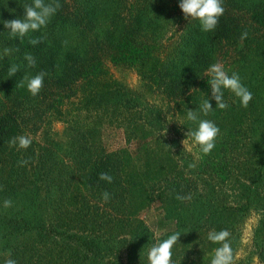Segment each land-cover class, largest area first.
I'll return each mask as SVG.
<instances>
[{
  "label": "trees",
  "instance_id": "1",
  "mask_svg": "<svg viewBox=\"0 0 264 264\" xmlns=\"http://www.w3.org/2000/svg\"><path fill=\"white\" fill-rule=\"evenodd\" d=\"M31 2L0 0V53L12 49L0 59V264L8 258L17 264H148L149 248L175 232L181 236L171 250V264H210L217 245L208 233L227 229L235 250L242 221L251 213L258 214L253 241L264 264V8L254 6L243 26L242 17L225 9L215 31L203 32L198 21L182 18L180 0H59L61 7L46 28L13 38L4 22L23 19L24 5ZM179 24L182 32L165 45ZM244 32L248 36L242 40ZM37 38L38 45L29 42ZM26 54L35 58V67H28ZM222 60L230 62L229 75L237 72L241 80L242 73L247 75L241 81L253 96L247 108L233 96L223 112L211 99L207 69ZM107 63L154 82L152 94L164 97L186 133L197 127L187 120V111L198 110L207 97L213 110L200 119L214 118L220 132L231 125L226 134H232L237 123L248 122L240 171L234 174L236 166L229 162L223 165L224 187L216 183L199 190L159 137L169 126L159 105L149 106L143 94L111 81ZM13 64L19 72L10 77ZM39 72L47 75L33 97L18 84ZM77 93L81 98L71 102L76 120L83 121L85 111L95 120L92 126L80 131L68 126L73 134L63 143L48 135L38 143L45 118L62 115L64 103ZM103 114L104 122L116 124L125 137L143 128L156 135L153 144H138L142 168L127 148L108 151L101 143ZM19 135L31 138L28 149L9 146ZM224 151L216 144L207 155L213 168ZM22 160L28 163L20 166ZM101 173L113 181L100 180ZM222 189H229L224 200L218 197ZM104 192L110 193L107 203ZM177 195L191 199L177 200ZM153 199L175 222V230L159 239L138 219ZM5 200L12 201L10 208L3 206ZM244 260L236 264H250Z\"/></svg>",
  "mask_w": 264,
  "mask_h": 264
},
{
  "label": "rangeland",
  "instance_id": "2",
  "mask_svg": "<svg viewBox=\"0 0 264 264\" xmlns=\"http://www.w3.org/2000/svg\"><path fill=\"white\" fill-rule=\"evenodd\" d=\"M223 5H225V9L231 14L242 17L243 21L240 23V26H243L244 20H248V23L250 22V11L254 6H261L264 8V0H223ZM181 13L183 14L182 11ZM182 18H185L184 14ZM256 28L257 27L254 29ZM182 29L183 25L180 27V24L175 27L174 31L168 34V39L164 44L168 46L173 44L174 39L182 32ZM260 29L264 30L263 27ZM253 33L254 31L251 30L249 35H252ZM221 63L224 65L226 71H230L229 67H231V65L228 60H226V62L222 60ZM105 70L108 72L107 77L110 78L111 81L113 80L124 87L125 91L128 90L132 94H143L142 101L144 100V103L149 106L153 104L159 105V108L162 110V116L165 118V120L162 119V121H167V123H169L168 127L165 126L164 129H162V133L159 134V137L162 135V139H164L167 146L172 149L174 158L181 162L180 167L184 168L185 173L190 174L195 186H197L199 190H209L210 187L216 183H220V187H224L222 177L225 176L227 168H223V165H227L229 162L236 166L234 174L240 171V168L246 159V155H244L246 152L244 144L247 143L246 136L249 131V128L247 127L248 122L242 124L237 123L232 134H226V131L231 125L227 126L224 131L220 132L216 139V144H218V147L225 148V151L219 157H216L217 165L213 168L207 155L202 154L199 147L194 145L190 137L188 138L187 133L180 130V123L178 122L179 117H177L175 110L173 109L172 111L168 109L167 101L164 100L162 95L159 94L158 96L157 94H152L150 88L155 87L154 82H152L147 76L138 74L135 70L120 69L109 63L105 65ZM206 76L207 79H209L208 74H206ZM241 76L242 80H246L247 75L242 73ZM225 93L227 94L224 95V99L228 104V108L226 109L228 110L230 108V102H233L235 98L231 92L225 91ZM80 98V93H77L76 96L64 103L65 105L62 109V115L52 113L45 118L44 123L35 138L38 143H44L47 135L49 138H52L59 143H63L69 140L73 134V131L70 130L68 126L74 128L75 131L78 129L80 131L86 127L87 124L92 126L95 120L94 118L88 119L89 116L84 113L85 111L80 114L83 121L76 120L78 117L75 112L76 105H73L75 103L71 102H76ZM169 108L171 109L172 107L170 106ZM226 110H223V112H226ZM105 117L104 114L100 117V119H102L101 121H103L101 123V143L108 151H115L122 147L127 148L132 155L133 163L137 167L142 168L143 159L140 158L142 146L140 147L138 144L141 142L142 145L143 140H145L147 144L151 145L156 140V135L152 134L148 129L143 128L134 135L125 137L122 129L117 128L116 124L110 126L109 123L107 124L106 121L104 122ZM209 118L213 117L210 116ZM215 121L216 120L213 118L212 122ZM233 122L235 123L236 121L233 120ZM133 136L135 137L132 138ZM186 139L187 142L184 147L183 141ZM220 158L225 160H220ZM189 164H195V168L190 169L188 167ZM229 185H231L230 182L227 186ZM228 190L225 191L222 189V191L219 192L218 197L220 200H224L225 194L228 193ZM163 210L162 203L157 199H153L149 206L138 214V219L149 229L153 239H159L166 233L175 230V222L167 218ZM257 223V213H251L243 219L240 229L241 233L238 236L239 240L234 250V252H240V259L238 261L245 259L244 261L249 262L250 264H262L258 262L256 253L257 247H255L256 245L253 241L254 230Z\"/></svg>",
  "mask_w": 264,
  "mask_h": 264
},
{
  "label": "clouds",
  "instance_id": "3",
  "mask_svg": "<svg viewBox=\"0 0 264 264\" xmlns=\"http://www.w3.org/2000/svg\"><path fill=\"white\" fill-rule=\"evenodd\" d=\"M61 7L59 0H50L45 3V0H32L30 4H25V16L23 19H14L4 22V27L10 30V35L13 38H20L21 40L30 32H38L42 28H46L52 17L55 16L58 9ZM179 8L183 12L185 19H192L199 22L203 32H213L217 28L220 17L224 15L225 8L223 7V0H180ZM247 32L241 34V39H247ZM32 45H38L40 39H30ZM12 52V49L6 47L0 53V59L7 57ZM25 60L28 62V67L33 68L36 65L35 58L30 55H25ZM19 72L17 65H11L8 69L9 76H14ZM208 83L211 88V99L216 102V108L226 110L228 104L225 102V91L231 92L239 101L240 105L247 108L252 101L253 96L251 91L241 82L240 75L237 72H229L225 70L222 63H214L207 69ZM47 74L39 72L34 76H23L18 86L26 87L27 91L33 96L39 95L44 85V79ZM213 110L212 103L207 97L204 99L198 110H188L186 118L188 121L197 122L195 130L189 129L187 136L192 139L194 145L198 146L200 152L204 155H209L216 146V139L220 134V129L216 124L208 119H200V114L207 116ZM187 139L183 141L184 147ZM32 144V140L27 135H19L13 137L9 141L10 147H17L20 149H28ZM28 163L26 160L20 161V166H25ZM190 169L195 168V164H189ZM100 180L111 183L113 177L108 173H101ZM110 193L104 192L102 199L105 203L110 200ZM177 200L191 199V196L184 197L177 195ZM5 208L12 206L11 200L3 202ZM181 233L175 232L167 239L152 245L147 253L148 264H171L172 248L180 240ZM207 239L214 245L213 253L210 259V264H236L240 259V252H234L230 240V232L227 229L220 231H210ZM9 253V257H10ZM4 264H17V261L8 258Z\"/></svg>",
  "mask_w": 264,
  "mask_h": 264
}]
</instances>
